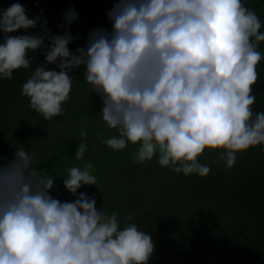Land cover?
I'll list each match as a JSON object with an SVG mask.
<instances>
[{"label":"clouds","instance_id":"clouds-1","mask_svg":"<svg viewBox=\"0 0 264 264\" xmlns=\"http://www.w3.org/2000/svg\"><path fill=\"white\" fill-rule=\"evenodd\" d=\"M246 4L116 0L107 13L111 30H91L86 46L73 52L70 31L50 34L47 21L44 35L9 36L34 29L40 20L14 3L0 12V79L28 69V52L47 39L46 64L22 86L33 111L44 120L61 115L74 81L70 73L83 66L84 81L102 101V121L117 133L101 143L117 152L138 145L133 163L155 156L175 173L206 177L210 165L199 162L206 149L222 150L220 159L231 169L238 153L264 145V112L253 118L252 94L264 32ZM64 20L71 25L76 11L68 9ZM51 64L59 71L46 66ZM87 150L79 144L75 159ZM34 163L23 146L0 162V264H148L155 245L132 215L121 227L118 214L97 209L95 197L85 193L62 203L50 194L54 179ZM65 171L64 187L74 196L82 186L97 184L91 163Z\"/></svg>","mask_w":264,"mask_h":264},{"label":"trees","instance_id":"trees-1","mask_svg":"<svg viewBox=\"0 0 264 264\" xmlns=\"http://www.w3.org/2000/svg\"><path fill=\"white\" fill-rule=\"evenodd\" d=\"M115 2L116 0H0V12L19 3L30 19L40 17L34 29L18 30L9 33V36L44 35L42 26L45 21L47 29L53 35H63L67 28L73 37L68 47L75 52L78 47L86 46L91 30H111L107 13ZM246 7L255 11L262 24L261 32H264V0H247ZM70 8L76 11L77 20L71 25H65L64 14ZM4 39L5 35L0 32V44ZM48 47L49 41L45 39L41 49L28 52L31 61L28 69L14 71L11 80L0 79V162L10 160L18 148L16 144L20 142H12V139L7 138L9 135L6 129L11 124H7V121L14 120V110L20 108L27 115H33L28 98L22 95V86L37 67L46 64L44 53ZM257 50L264 57V42L259 44ZM46 66L59 71L56 64ZM80 68L79 77L84 81V68ZM257 72L258 80L252 88V94L256 97L253 118L256 113L264 112V58L258 64ZM72 94L78 97L79 93ZM82 140L65 138L58 148L47 149L48 156L39 155L34 158L33 167L54 179L55 187L50 194L62 203L72 202L78 197L67 199L62 194L65 190L63 181L67 175L66 168L62 167L68 161L71 162L69 167H82V160L89 158L91 149ZM81 143L86 144L88 150L83 159L77 161L75 153ZM109 151H103L93 158L101 159L109 155ZM221 151L206 149L199 157L201 164L210 165L211 170L206 177L195 174L186 177L182 173H175L171 168L165 170L160 165L155 170L158 174L154 176L151 166L133 163L126 152H122L125 154L121 157L123 160L117 158L114 166L112 163L104 164L103 169H95L93 175L99 180L96 185H84L79 190L90 191L91 197L100 202L103 188L101 183L109 179V192L124 198L131 211L111 203L106 213L118 214L122 224L125 223L126 216L132 215V222L139 230L152 234L169 254L175 252L178 257H183L179 264H264V145L238 153L231 169L220 159ZM146 163L151 164V161ZM100 179L104 181L101 182ZM169 254L165 259L161 258L160 264H165L170 259ZM148 264L155 263L149 260Z\"/></svg>","mask_w":264,"mask_h":264},{"label":"rangeland","instance_id":"rangeland-1","mask_svg":"<svg viewBox=\"0 0 264 264\" xmlns=\"http://www.w3.org/2000/svg\"><path fill=\"white\" fill-rule=\"evenodd\" d=\"M80 72L81 68H77L73 69L70 73L74 81L69 93V99L62 105L63 112L61 115L44 121L43 117L37 114L35 111H33L32 116H29L24 113L22 109L18 108L14 110L13 115L11 114L14 120L7 121V124L10 122L11 124L7 126V124L4 123L5 126L9 127V129H6L8 130L7 133L9 135V137L7 138L12 139V142L20 141L19 144H16V146L18 148L23 146L30 155L34 156V158L39 157V155L41 157L48 156L49 151L47 149L53 150L58 148L61 141L65 138L74 137L83 139L82 141H86L91 149L89 158L86 157L82 160L83 165L85 163H91L95 169H103L104 164L112 163L114 166L117 163L118 159L123 160L121 157L125 156V154H122V152H126L127 157L131 158L132 153L136 151L138 145L128 144V146L124 150L117 152L107 147L106 144L101 143V140H106L114 135H117V133L115 130L108 129L102 121L100 114L103 107L102 101L99 96H97L95 93L90 92V85H88L86 81H82V79L79 77ZM72 92L79 93L78 97H74ZM79 103L81 104L79 105ZM25 121L27 123L26 125ZM20 122L22 123L20 124ZM81 130L87 133L86 137H82L80 135ZM109 150H111L114 155ZM103 151H109L111 155H105L104 157H101V159L93 158L95 156H98ZM109 156L112 157L110 158ZM112 158L114 159L111 160ZM70 163L71 162L69 161L65 163V166H63L62 169L70 168ZM141 164H143V166H151L153 168L152 174H154V176L158 174V172L155 173V170H158L156 167L159 166L158 157L154 156V158L151 160V164H147L146 162ZM169 168L171 167H164L165 170ZM104 178L108 179L105 176ZM101 180L104 181V179H100V181ZM97 181L99 182V180ZM105 181L107 182L101 183V186H103V188L100 192V202L96 201L97 209H101L106 213L107 208L112 203L113 205H121L127 211H131L128 208V205L126 206L124 198H122L121 196H117L112 192H109V190L107 189V185H109L110 182L109 179ZM80 193H85L89 197L92 196V193L90 191L86 192L81 190H79L75 196H79ZM62 194L65 195L67 199L74 198V195L69 193L66 189ZM121 226L123 227L124 224L121 223ZM141 231L148 233L145 230ZM150 235L152 236V240L155 245L154 253L150 261L154 262L155 264H160L161 258L165 259V257L169 253L167 252L165 247H162L160 242L156 241L155 237L152 234ZM169 256L170 259L165 264H179L182 262L183 257H178L177 255H175V252L170 253Z\"/></svg>","mask_w":264,"mask_h":264}]
</instances>
